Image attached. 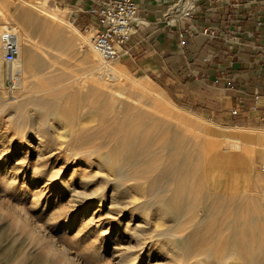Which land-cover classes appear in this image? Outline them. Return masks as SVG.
<instances>
[{
  "label": "rangeland",
  "instance_id": "374dc122",
  "mask_svg": "<svg viewBox=\"0 0 264 264\" xmlns=\"http://www.w3.org/2000/svg\"><path fill=\"white\" fill-rule=\"evenodd\" d=\"M20 16L37 47H25L35 60L23 88L14 87L12 63L0 58V264H68L65 253L77 264H119V253L136 242L126 222L141 228L146 243L137 264H198L202 257L209 264H264V126L222 114L215 90L195 99L188 76L129 71L117 59L106 61L118 69L115 77L100 76L89 46L67 27L71 22L89 41L84 27L92 20L79 25L45 0H0V25ZM225 131L242 140L243 157L230 149ZM39 138L64 155L77 153L57 158L61 174L50 182L44 168L31 174L39 167ZM16 161L26 174H13L7 185ZM66 186L85 195L103 190L104 197L87 196L83 205ZM109 206L116 220L108 218ZM94 211L101 223L86 222Z\"/></svg>",
  "mask_w": 264,
  "mask_h": 264
},
{
  "label": "crops",
  "instance_id": "0c3cea01",
  "mask_svg": "<svg viewBox=\"0 0 264 264\" xmlns=\"http://www.w3.org/2000/svg\"><path fill=\"white\" fill-rule=\"evenodd\" d=\"M103 1L45 3L81 25L94 20L87 10ZM134 2L133 32L117 58L127 70L175 80L188 76L195 99L203 98L205 90L211 95L204 97L212 98L215 90L222 114L264 126V0ZM187 10L190 15L183 16Z\"/></svg>",
  "mask_w": 264,
  "mask_h": 264
},
{
  "label": "bare ground",
  "instance_id": "6f19581e",
  "mask_svg": "<svg viewBox=\"0 0 264 264\" xmlns=\"http://www.w3.org/2000/svg\"><path fill=\"white\" fill-rule=\"evenodd\" d=\"M35 2H36V0H35ZM42 4L43 3L41 2L40 5H42ZM41 11L44 14H47L50 17V19L58 20V21H60V23L62 22L61 18L57 15V13H54V12L49 13V12H46L45 10H41ZM22 21H24V18L22 16H20L19 18L14 19L13 23H10V22H7V21H2V22H4V24L0 25V32L3 29H6V28H3V27L9 28L10 30H12L15 33L16 40H17V42L19 44V48H20L19 49V54H18L17 58L12 62V66H11L12 79H13L14 87H16V88H18V87L23 88L25 86V74H27V72L30 69L31 64L35 60L34 50L33 49L32 50H29V49L27 50V49H25V47H27L29 45H31L33 47H37V44L34 43V40L30 37V34L26 30H23L20 27V25H24L25 24V22H22ZM67 27H68V29L70 30V32L72 34H74L75 36L81 37L83 42H84V44H87L89 46V48H90V51H89L90 52V62L93 63V68L95 70H97L98 74L100 76L103 75V74H109L111 77H115V75L117 74L118 69L114 65H111V64H109L106 61H103L102 58L97 54V52L94 51V49L91 47V45H89V41L85 37H83V35L80 34L79 30H77L74 26H72L71 22H69ZM56 39H58V38H56ZM0 53H1V50H0ZM43 54H44V52H42V55ZM0 58L2 59V55L1 54H0ZM121 75L122 76L123 75L127 76V73H125V71L123 70ZM165 104H167L171 108H174L175 110L178 109V110H181L182 112H184L186 114L194 116L193 113L178 108L169 99L166 100ZM195 117L198 118V116H195ZM173 118H174V121L183 122L182 120H180V119H183V118H180V119L175 118V117H173ZM185 128H186V131H188L189 136L192 137L191 139L193 141L190 139V141L192 142L191 144L196 145L197 141H194V140L197 138V134H196V132H193V131L190 130L191 126H190V124L187 121H185ZM225 129L228 130L229 128H225ZM237 129L238 130H242L243 128H237ZM247 130L248 131L250 130L249 132H254L255 129L254 130L253 129H247ZM224 136L231 140L230 149L234 150L235 152H239V154H236V157H239V158L241 156L243 157V154H242L243 153L242 152V140L238 137V135L237 134L233 135L231 133H229V135H227V132L225 131L224 132ZM252 139H253V137L251 135H245V140H252ZM39 143H40V147H37L39 152L36 154V159L39 161L38 162L39 163L38 164L39 167H34L32 169V171H31L32 172L31 174H32L33 177H35L40 172L39 168H42V169L44 168V171L45 170L48 171L47 180H49V182H50L52 180H55V179L59 178V175L61 174V172H60L61 169H55L54 168V163L57 160V158L60 157V156H64L65 159H69L71 157L74 158L77 153L75 152V153H70L69 154L67 152L68 154L64 155L63 152L61 151L60 146H53V147L49 146L42 138H39ZM204 147H206L207 150L208 149L211 150V149L215 148L214 145L211 146L210 144H207V143L204 144ZM261 147H264V146H261ZM3 149H5V148H3ZM3 149L1 148V150H2L1 154H2L3 151H5ZM215 149H217V147ZM224 152H225V150H224ZM263 152H264V149H263ZM217 156H219L221 158L222 157L226 158V157H229V156L232 157V155H230V154L226 155L225 153H221V152H218ZM259 157H261V156H259ZM24 165L25 164H23L22 162L16 161V163H14V164H12L10 166V171H12V176H9V177L5 178V182H6L7 185H10L11 182L13 180H15L14 177L17 174L21 173L23 176L26 174V166H24ZM13 174L15 176H13ZM72 174H73V171L71 172V175ZM88 177L89 176H87V175H82L81 178H80L81 179L80 181L81 182H86V181H88ZM60 182L64 183V184H67L66 181L64 180V178H61ZM66 187H70V186H66ZM218 189L221 190L220 186H218ZM69 190L72 192L71 195L73 197H78V198L81 197V199H79V201L84 200L85 198H87V196H97V197L101 196V197H104L103 190H101L99 192L92 193L90 195H87V194L85 195L84 193L79 192L75 187H70ZM112 193H114V192L110 193L111 196H112ZM41 194H42V192L39 195L34 196V198H38L39 199V197H41ZM230 194H232V193H230ZM84 202L85 201H82L83 205H85V203H86V202L85 203ZM114 202L115 201L111 199L110 205L113 204ZM31 205H33V204H31ZM115 207L118 208V206H115ZM113 209H114L113 207L109 206L108 212H107L109 214L108 218L111 221L112 220H116V217L113 216V213H111V210H113ZM262 209L263 210L260 212L259 215H262L263 218H264V205H263ZM118 210L119 209H116V211H118ZM118 214H119V212H118ZM95 217L100 218L99 212L98 213H96V211L92 212L90 214V216L88 217L86 222L87 223H94V221H96V219H94ZM260 221H262V220H260ZM96 222L97 223L98 222L101 223V221H98V219H97ZM123 226H124V228H123L124 231H126V232L131 231L133 233V237L135 238L134 240L136 242L134 241L135 242V247L133 249L129 250V249L125 248L124 250H122L119 253V256H118L119 257V259H118L119 264H137L140 256L143 254L144 247L146 246V243L143 241V235L141 234V228H139L137 225H135L132 228H130V223H128V222L124 223ZM121 239H127V238H121ZM119 240H120V238H119ZM173 255L175 256L176 254H173ZM65 258L68 260V264H77L76 262H74V260H71L69 258L67 253H65ZM151 264H161V263L160 262H154V263H151ZM174 264H176V261H174ZM198 264H209V263L206 262L204 257H202L201 259H199Z\"/></svg>",
  "mask_w": 264,
  "mask_h": 264
},
{
  "label": "built area",
  "instance_id": "2783aa9c",
  "mask_svg": "<svg viewBox=\"0 0 264 264\" xmlns=\"http://www.w3.org/2000/svg\"><path fill=\"white\" fill-rule=\"evenodd\" d=\"M87 11L94 16L92 24L84 27L85 32H91L89 40L91 47L104 61L117 59L122 52L120 46L133 32L132 23L137 12V4L134 0H106ZM189 15L188 10L183 13V16ZM3 28L6 29L0 32L2 60L5 63H12L19 54V44L15 33L7 27Z\"/></svg>",
  "mask_w": 264,
  "mask_h": 264
}]
</instances>
